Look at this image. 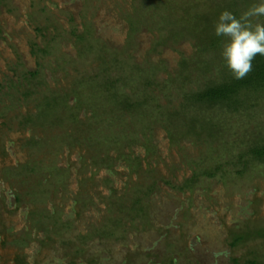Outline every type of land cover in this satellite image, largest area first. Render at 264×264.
<instances>
[{
  "label": "rangeland",
  "instance_id": "1",
  "mask_svg": "<svg viewBox=\"0 0 264 264\" xmlns=\"http://www.w3.org/2000/svg\"><path fill=\"white\" fill-rule=\"evenodd\" d=\"M140 1L0 0V116L2 113L4 118L0 117V264H14L17 256L27 264H88L91 259L94 264H165L173 256L179 264H232L231 258L245 260L250 252L264 258V240L244 243L237 249L229 247L231 231L251 220L258 225L264 222V164H252L242 176L238 174L242 167L235 164L239 151L248 144L242 137L250 136L244 117L225 116L226 131L208 143L193 135L184 138L176 129L172 134L176 142L172 143L166 131L156 127L158 146L143 163L149 171L155 169L151 176L137 175L123 160L113 164V172L106 165L97 170L87 149L70 145L75 143L73 137L83 141L85 134L69 129L68 119L57 125L52 122L58 113L63 114L64 103L40 112L36 127L20 124L19 113L37 111L39 103L38 97L23 98L22 92L34 88L63 94L81 86L80 81H90L91 77L99 80L101 70L95 62L101 56L128 51L122 58L131 67L145 68L141 58L150 52L152 36L143 31L132 43L127 24L133 4ZM37 27L49 28L44 37ZM73 32L84 36L89 32V43L77 42ZM34 43L47 48L49 54L34 52ZM165 52L163 59L167 57L169 64L180 59L171 51ZM36 70L40 77L32 81L27 73ZM130 84L136 87L135 82ZM164 84L169 87L171 83ZM92 87L85 81L82 94L97 98ZM161 89L152 86V94L163 105L168 91L159 93ZM68 97L74 105L73 97ZM101 98V114L109 116L113 107L106 96ZM89 111L81 110L77 117L84 118ZM118 122L112 118L103 126L111 129L106 135L115 136L122 147L131 136L128 128L119 134ZM134 127L132 120L130 133ZM33 138L38 143L33 144ZM113 143L105 152L116 157ZM139 144L133 146L142 154L145 151ZM129 151L126 148L124 154ZM105 156L94 157L103 162ZM217 166L216 177H200L193 190L179 189L193 172ZM84 174L88 180L80 182ZM132 179L136 184L140 181L145 192L152 183L156 185L144 198L147 213L143 219L119 226L114 222L118 221L116 206L109 204L117 200L113 188L122 194L124 184ZM92 227L97 233H91ZM80 234L88 237L83 240ZM80 249L85 252L77 255Z\"/></svg>",
  "mask_w": 264,
  "mask_h": 264
},
{
  "label": "trees",
  "instance_id": "2",
  "mask_svg": "<svg viewBox=\"0 0 264 264\" xmlns=\"http://www.w3.org/2000/svg\"><path fill=\"white\" fill-rule=\"evenodd\" d=\"M208 1L141 0L137 6L134 3L133 11L127 17L132 43L136 40L137 35L143 31L152 36L150 52L145 53L144 56L140 54L142 62L145 63V68L141 69L136 65L131 67L122 58L128 51L119 52V50H115V53L110 54L109 57L108 55L101 56L95 63H99L98 68L101 71L98 70L100 74L98 76L102 79L99 77L97 80V78L91 77L90 81L87 79L80 81L81 86H76L70 92L63 94H54L56 92L53 91L49 93L48 91L40 92L34 88L27 90L24 94L22 92L23 98L34 97L37 99L38 97L39 105H35L37 111L29 109L25 113H19L17 117L21 119L20 124L23 127L30 124L36 127L40 112L64 103L66 108L62 111L63 114L58 113V116L53 117L55 121L52 122L57 125L62 123L63 119H68L71 122L69 129L80 134V136L85 134L82 136L83 141L73 137L75 143L70 145L79 144L81 149H87L90 158L93 159L91 163L98 166L97 170L106 165L107 170L112 171V168H115L113 164L123 160L128 162L130 170L132 169L137 175L146 173L151 176L155 169L149 171V167L144 168L143 163L158 146L155 136L156 127L161 126L166 131L167 136H170L169 139L172 143L176 142L172 135L174 129L184 138L193 135L208 143L214 142L217 135L219 136L226 131V127H224L225 116L240 115L246 119L245 125L250 136L248 138L242 137L243 143L248 144L239 151L237 156L238 162L235 164H240L242 167L238 170V174L245 175L252 164H264V122H260L258 117L261 116L264 119V56L257 55L252 62V71L245 78L235 79L224 66V61L220 55L224 38L214 34V24L222 11H231L239 17L257 0H213L211 4ZM145 6L147 7L146 11L142 10V7ZM48 29L37 27L36 31L44 37ZM86 33L87 35L84 36L73 32V35L77 42L88 44L87 38L90 34L89 32ZM33 47L34 52L37 50L44 55L49 54L47 48L42 49L37 43H34ZM91 47L90 45V50ZM79 51L81 52V50ZM165 51H171L180 59L174 65L169 64L167 57L163 59V55H166ZM151 52H154L153 55ZM27 75L32 81L37 80L40 77V71L28 72ZM85 81L93 86L92 90H96L97 98H88L82 94L81 89ZM131 82H135L136 87L130 84ZM164 83L171 84L167 87V84L165 86ZM73 84L77 85L78 83L74 82ZM152 86L160 89L162 87L163 90L158 91L159 93L168 91L166 95H163L167 99L165 104H158L155 94H152ZM18 93L21 92L18 91ZM68 95L73 97L74 105L68 102ZM102 95L107 97V103L113 107L112 110L117 115L116 117L112 116L113 113L106 117L102 116L103 108L100 103ZM85 99L96 101V103H85ZM81 110L90 111L84 118H78L77 112ZM0 117L3 118L2 113ZM112 118L119 120L120 135L125 133L122 131L128 130L127 134L131 136L128 141L122 143V147L118 146L115 136L106 135L108 133L106 130L111 129H104L103 125L108 124ZM132 120H134L135 127L130 133L129 129H133L129 128ZM124 128L128 129L124 130ZM68 133L70 132L68 131ZM32 142L33 144L38 143L34 138ZM110 142H114L116 157H111L108 152H105L108 151ZM137 142L144 149V153H138L134 148L133 145ZM124 147L130 150L127 154H124ZM103 154H106L103 162L95 160L94 156H103ZM84 159L89 161L88 158ZM219 168L217 166L214 169L208 168L200 172H193L192 177L185 179L179 189L193 190L200 177L214 178L218 174ZM92 174H90V180L93 177ZM86 176L84 174L80 178V182L88 180ZM132 181L133 179L130 180L131 183L126 182L129 184V188L126 187V183L124 184L126 191L120 192L122 194L113 188L117 200L109 204L116 206L115 213L118 221L114 222H118L119 226L133 223L132 219H143L142 216L147 213L143 202L144 198L148 197L156 185L155 183H152L151 186L149 184L150 187L145 192L139 184L140 181L137 180V184L134 181L132 184ZM16 201L20 202L19 196L16 197ZM259 223L258 225L257 222L254 223L251 220L249 224L239 228V230L231 231L229 247L237 249L244 243L263 241L264 222ZM91 233H97L96 228L92 227ZM87 237L79 235V238L83 240H86ZM47 238L51 239L48 235ZM84 252L85 250L80 249L76 254H84ZM249 255L250 257L245 260L238 257L231 258L232 264H264V258L259 257L255 252H250ZM94 263L96 261L93 259L88 260V264ZM14 264L27 263L22 257L17 256ZM70 264H74V262ZM165 264L179 263L178 259L173 256Z\"/></svg>",
  "mask_w": 264,
  "mask_h": 264
},
{
  "label": "clouds",
  "instance_id": "3",
  "mask_svg": "<svg viewBox=\"0 0 264 264\" xmlns=\"http://www.w3.org/2000/svg\"><path fill=\"white\" fill-rule=\"evenodd\" d=\"M264 0L251 4L239 17L231 11L220 13L214 34L223 37L221 57L235 79L245 78L257 55L264 56Z\"/></svg>",
  "mask_w": 264,
  "mask_h": 264
}]
</instances>
